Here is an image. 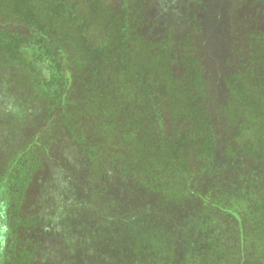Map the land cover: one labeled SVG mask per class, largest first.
<instances>
[{"label":"trees","instance_id":"16d2710c","mask_svg":"<svg viewBox=\"0 0 264 264\" xmlns=\"http://www.w3.org/2000/svg\"><path fill=\"white\" fill-rule=\"evenodd\" d=\"M253 1L201 43L138 0H0V264H264Z\"/></svg>","mask_w":264,"mask_h":264},{"label":"rangeland","instance_id":"374dc122","mask_svg":"<svg viewBox=\"0 0 264 264\" xmlns=\"http://www.w3.org/2000/svg\"><path fill=\"white\" fill-rule=\"evenodd\" d=\"M112 1L114 3V0H109V2ZM138 6L145 8L149 20L157 22L161 28L171 27L179 36L187 31L194 34L196 29L197 32L199 31L196 36L201 39V43L202 39L206 41L213 39L215 29L217 34H220L217 35L218 39L230 38V34L220 33L219 28H223L228 23L229 17L237 15L243 7H258L253 0H138ZM210 48L209 56L218 58L220 52L215 46ZM38 66L42 75L45 76L42 64L39 63ZM33 76L34 73L29 70L25 79L31 81ZM1 94L0 90V96ZM5 105L10 108L12 103L6 101ZM0 116H3L2 113ZM3 123L0 117V135L4 132Z\"/></svg>","mask_w":264,"mask_h":264}]
</instances>
